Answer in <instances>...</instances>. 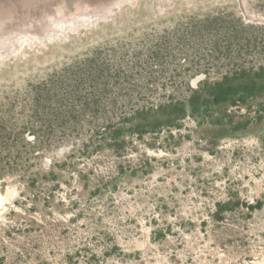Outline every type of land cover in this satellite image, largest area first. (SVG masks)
<instances>
[{
    "label": "rangeland",
    "instance_id": "374dc122",
    "mask_svg": "<svg viewBox=\"0 0 264 264\" xmlns=\"http://www.w3.org/2000/svg\"><path fill=\"white\" fill-rule=\"evenodd\" d=\"M122 3L0 59V264H264V0Z\"/></svg>",
    "mask_w": 264,
    "mask_h": 264
},
{
    "label": "bare ground",
    "instance_id": "6f19581e",
    "mask_svg": "<svg viewBox=\"0 0 264 264\" xmlns=\"http://www.w3.org/2000/svg\"><path fill=\"white\" fill-rule=\"evenodd\" d=\"M122 1L0 0V55L18 50L28 38H53L68 28L92 25L114 13ZM5 199L0 194V205Z\"/></svg>",
    "mask_w": 264,
    "mask_h": 264
},
{
    "label": "water",
    "instance_id": "95a60500",
    "mask_svg": "<svg viewBox=\"0 0 264 264\" xmlns=\"http://www.w3.org/2000/svg\"><path fill=\"white\" fill-rule=\"evenodd\" d=\"M124 1H126V0H124ZM124 1H122V2H124ZM127 1H130V2H134V0H127ZM122 2L115 8V10L122 4ZM110 17V15L109 16H107V17H101V18H109ZM98 19V18H97ZM94 20V19H93ZM83 24H80V25H78V26H82ZM77 26V27H78ZM60 34H66V31H62V32H60L57 36H54L53 38H47V37H44V38H41V39H37L36 41H34L33 39H30V38H28L27 40H25V42L23 41V43L21 44V46H20V48L18 49V50H15V51H13V52H9V53H5V54H1L0 55V59L1 58H6V57H9V56H11V55H15L18 51H20V49L22 48V46L24 45V44H26V43H29V44H34V43H36L38 40H44V39H48V40H52V39H54V38H56V37H58Z\"/></svg>",
    "mask_w": 264,
    "mask_h": 264
},
{
    "label": "trees",
    "instance_id": "16d2710c",
    "mask_svg": "<svg viewBox=\"0 0 264 264\" xmlns=\"http://www.w3.org/2000/svg\"><path fill=\"white\" fill-rule=\"evenodd\" d=\"M227 92H228V89L223 87V83H220V82L216 83V95H217V98H223Z\"/></svg>",
    "mask_w": 264,
    "mask_h": 264
}]
</instances>
